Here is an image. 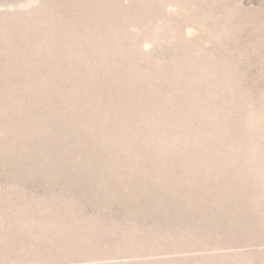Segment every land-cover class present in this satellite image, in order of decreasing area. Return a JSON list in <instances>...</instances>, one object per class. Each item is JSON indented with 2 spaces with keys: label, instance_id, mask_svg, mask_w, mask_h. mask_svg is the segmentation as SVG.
Wrapping results in <instances>:
<instances>
[{
  "label": "rangeland",
  "instance_id": "rangeland-1",
  "mask_svg": "<svg viewBox=\"0 0 264 264\" xmlns=\"http://www.w3.org/2000/svg\"><path fill=\"white\" fill-rule=\"evenodd\" d=\"M0 264H264V0H0Z\"/></svg>",
  "mask_w": 264,
  "mask_h": 264
}]
</instances>
